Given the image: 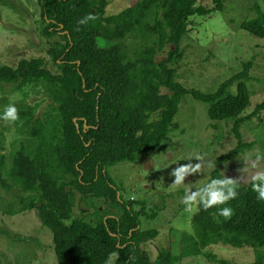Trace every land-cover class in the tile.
Returning <instances> with one entry per match:
<instances>
[{"label": "trees", "instance_id": "16d2710c", "mask_svg": "<svg viewBox=\"0 0 264 264\" xmlns=\"http://www.w3.org/2000/svg\"><path fill=\"white\" fill-rule=\"evenodd\" d=\"M223 1L212 0L213 7L206 9L196 6L197 0H135L119 13L106 16L105 0H37L43 35L59 39L47 50L57 71L48 70L41 58L20 59L15 67L0 65V85H12L17 91L41 86L52 104L46 119L35 115L34 107L19 110L14 125L28 139L10 153L7 176L27 195L21 201L22 210L33 209L40 224L51 232L56 264H106L113 252L119 257L114 264H180L189 256L212 258L202 251L217 243L247 246L255 255L248 264H264V253L259 250L264 247V201L252 191L253 181L238 182V195L227 204L207 210L196 205L191 217L193 233L182 232L179 254L163 250L151 261L142 246L157 231L139 229L137 217L145 215L142 203L137 211L131 209L132 201L128 206L122 203L106 170L117 162L135 161L139 153L154 151L167 132L178 127L172 120L186 94L210 103V120L234 119L236 146L215 158L204 185L225 178L221 167L252 146L242 141L239 126L264 110V100L249 115L241 116L249 105L245 83L250 79V62L212 93L175 82L169 66L189 31V19L221 11ZM252 8L255 17L243 20L239 27L264 39V13L257 3ZM88 15L96 18L78 23ZM131 35L140 37V43L130 58L123 42ZM159 55L163 57L158 59ZM234 84L236 93L229 94ZM3 167L0 153V185ZM77 194L115 204L119 215L107 216L97 210L95 222L74 217ZM223 207L233 209L230 219L218 215ZM0 234L7 233L0 229Z\"/></svg>", "mask_w": 264, "mask_h": 264}, {"label": "rangeland", "instance_id": "374dc122", "mask_svg": "<svg viewBox=\"0 0 264 264\" xmlns=\"http://www.w3.org/2000/svg\"><path fill=\"white\" fill-rule=\"evenodd\" d=\"M105 1V15L108 16L119 13L135 0ZM254 3L264 13V0H224L221 11L205 17H191L189 31L180 42L179 53L169 64L174 70L175 82L187 89L212 93L225 79L240 72L244 63L250 62V79L245 83L249 91V105L241 116L249 115L254 106L264 100V39L253 37L239 27L243 20L255 17ZM196 6L211 9L213 3L212 0H197ZM43 27L37 0H0V65L15 67L20 59L41 58L45 67L55 73L57 68L47 50L59 39L43 35ZM139 43L137 35L124 40L123 47L130 58ZM100 45L105 46V43ZM168 49L166 47L162 52ZM162 57L159 55L158 59ZM228 93H236L235 84L229 87ZM10 104L18 110L24 106L34 107L35 115L42 119L49 118L52 112L51 101L41 86H26L17 91L12 85H0V116ZM209 105L183 95L172 120L178 127L170 129L154 151L139 153L133 162H117L106 169L122 203L128 206L132 201L130 206L133 211H137L140 208L138 203H142L145 215L137 217L139 229L157 231V236L142 246L151 261L163 250L179 254L180 236L182 232L193 233L191 217L196 211V205L188 210L183 203L185 186L192 191L202 187L214 167L205 166L201 173L187 177L185 186L180 187L172 184V170L189 162V159L196 163V155L204 156L205 165L209 161L214 164L215 158L236 146L232 131L234 119L210 120L207 116ZM18 132L14 123L0 119V153L4 155L0 229L7 233L0 234V264H56L51 232L40 224L33 209L22 210L21 201L27 195L7 176L10 153L28 139ZM239 132L242 141L252 142V146L229 160L221 169L224 177L247 184L256 171H264V159L258 162L257 168L251 167V160L256 159L257 153L264 156V110L243 122ZM132 195L136 199H131ZM97 210L112 217L120 212L115 204L76 195L74 217L95 222L99 218H95ZM150 214L154 215L149 217ZM259 250L264 253V247ZM202 252L210 253L212 258L205 254L189 256L184 257L180 264H221L222 260L248 264L255 257L247 246L233 248L221 243L210 245Z\"/></svg>", "mask_w": 264, "mask_h": 264}, {"label": "clouds", "instance_id": "9594fccd", "mask_svg": "<svg viewBox=\"0 0 264 264\" xmlns=\"http://www.w3.org/2000/svg\"><path fill=\"white\" fill-rule=\"evenodd\" d=\"M95 18L96 17L93 15H88L78 21V23L81 25L87 24L88 21L94 20ZM0 119L15 123L19 120V110L14 104H10L5 108ZM249 159L251 160V157H249ZM261 159H264V156L257 153L256 159L251 160V167L253 169L257 168V164ZM195 161L197 162L192 163L191 159H189V162L180 164L172 170L170 175L174 177L173 185L177 187L185 186V180L187 177L201 173L205 166L208 168L215 166L210 161L205 165L203 155H196ZM251 179L253 181L252 191L258 194V200L264 201V171H256ZM237 189L238 182L236 179L227 177L222 179H212L209 183L196 191H192L185 186V194L182 200L188 210H191L193 205H202L203 208L207 210L218 205L227 204L230 200L236 199L238 195ZM130 198L133 200L136 199L135 195H132ZM233 214V209L230 207H223L218 211V215L226 220L230 219ZM118 258V254L113 252L110 254L106 264H113L114 259Z\"/></svg>", "mask_w": 264, "mask_h": 264}]
</instances>
